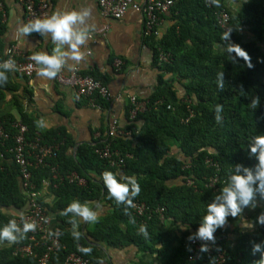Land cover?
<instances>
[{"label":"trees","instance_id":"1","mask_svg":"<svg viewBox=\"0 0 264 264\" xmlns=\"http://www.w3.org/2000/svg\"><path fill=\"white\" fill-rule=\"evenodd\" d=\"M223 1L173 0L169 9L173 24L159 39L146 37L154 52L159 44L171 56L169 62L158 63L155 53L158 84L144 100L146 108L130 118L129 101L124 128L129 134L78 145L75 153L71 150L74 141L64 131L38 129L24 109L20 94L15 93L18 88L12 82V72H17L6 73L8 79L0 86V99L11 93L19 119L28 128L25 137L33 139L38 133L44 142H60L56 157L31 168L32 181L41 195L46 180L56 196L52 204L42 197L39 200L49 216L54 214L52 228L59 230L60 247L51 254L48 264H64L66 255L72 251L87 257L88 264H102L98 247L85 236L113 248L136 246L138 251L155 255L161 264H217L216 251L200 252L197 259L188 260L190 246L186 238L196 231L205 206L225 186L233 165L252 167L256 163L247 146L253 137L264 135V0H245L239 10H232ZM221 11L229 15L227 27L231 31L227 41H223L224 31L219 25ZM2 12L0 9V34L4 30ZM229 43L243 49L249 61L238 47L226 45ZM229 47L233 51L230 56ZM7 48L3 50L0 39V60ZM220 72L224 79L222 89L217 87ZM90 75L105 83L97 73ZM253 98L258 100L255 108L250 107ZM101 103L106 105L103 100ZM216 105L221 106L219 121L215 119ZM0 119L7 131L15 133L10 126L16 120L12 112H1ZM13 145L12 138L0 142V227L26 213L30 206L12 159ZM104 145L117 150L123 163L112 165L94 152ZM105 170L116 173L118 179L122 175L134 176L140 193L133 200L144 201L152 208L163 206L165 219H160L156 212L139 218L131 207L109 198L101 179ZM72 172L83 177L85 183L69 181L67 175ZM210 176L217 177L215 188L205 185L206 177ZM73 200L81 203L99 200L103 208V215L92 227L86 226L84 232L82 224L77 223L76 230L81 233L78 240L72 236L73 217L61 214ZM252 209L251 229L234 225L233 236L226 227L214 232L225 248L224 264H264L260 253L251 251L253 243L264 240V225L254 223L256 216L264 212V198L257 195L256 207ZM232 220L228 217L227 223ZM184 225L188 226L186 230ZM140 226L146 228L147 236L139 232ZM22 242L26 240L0 241V264H38L36 256L16 253Z\"/></svg>","mask_w":264,"mask_h":264},{"label":"crops","instance_id":"2","mask_svg":"<svg viewBox=\"0 0 264 264\" xmlns=\"http://www.w3.org/2000/svg\"><path fill=\"white\" fill-rule=\"evenodd\" d=\"M243 1L245 0L223 2L232 10H239ZM84 4L92 7L91 19L95 23V29L92 38L83 46L86 49L85 57L79 62L78 68L81 73H97L105 80L104 84L110 93L108 100L103 99L106 105L101 104L102 106L98 108L91 106L84 99L76 101L74 87L61 84L55 78L48 80L37 74L27 78L12 72V82L18 88L15 93L20 94L24 109L35 120L38 129L64 131L74 141V147L71 149L73 153L78 145L94 144L108 137L107 130L114 121L118 130H124L128 122L127 108L130 96L135 95L140 100L147 99L154 92L159 75L155 52L142 34L144 20L141 13L129 9L120 18L114 19L100 14L96 0H48L45 14L55 9H71ZM0 9L3 11L4 24V30L0 34L3 50L10 45H16L24 52L44 51L49 54L52 52L54 44L47 33L41 37L34 32L23 39L18 34V26L26 22V11L21 0H3ZM173 22L169 11L161 16L158 29L162 36ZM117 59L121 61L119 67L114 64ZM69 63L74 62L69 61ZM70 70L64 69V72L68 73ZM7 111L12 112L15 118L19 119L17 110L12 104L11 93H6L4 99H0V114ZM118 134L115 133L114 136ZM173 150H176L175 147ZM49 186L50 184L44 186L41 197L52 204L56 196ZM87 204L97 212V218L103 215L99 200ZM250 213L244 216L242 214L245 220L253 221ZM50 217L51 222L54 223V214L51 213ZM80 223L81 232H84L86 226L93 225V223ZM234 225H239L240 229H243L239 217L233 218L231 223H226L223 227L230 229L232 233ZM97 244L93 245L98 247L103 257L102 264H130L135 261L161 264L155 255L138 251L133 245L113 248L100 242Z\"/></svg>","mask_w":264,"mask_h":264},{"label":"built area","instance_id":"3","mask_svg":"<svg viewBox=\"0 0 264 264\" xmlns=\"http://www.w3.org/2000/svg\"><path fill=\"white\" fill-rule=\"evenodd\" d=\"M100 14L103 17L120 18L127 10L131 9L141 13L143 16V29L142 34L144 37H153L155 39L161 38L160 31L158 29L159 21L164 13H167L173 4V0H96ZM210 2V0H207ZM26 9V22L30 19L38 16H43L48 7V0H21ZM228 13L221 11L218 13L219 25L224 32L228 29ZM35 52H24L16 45H10L4 54V57L0 60L2 62L5 59L11 57L15 60V70L17 73L24 77H31L38 72V66L30 59L31 54ZM156 55L158 57V63L169 62L171 59L170 53L165 51L159 44L156 46ZM115 66L121 65L120 60H115ZM56 81L61 84L73 86L75 89V99L79 101L84 99L89 102L91 106L100 108L103 99L108 100L110 93L105 84L100 80L94 78L90 74L81 73L79 68L71 69L68 73L62 69L56 77ZM130 118H135L137 113L143 111L146 108V102L138 99L135 95L130 96ZM192 115V113H190ZM116 121H114L109 130H107L108 137L114 138L115 133L121 135L129 134L126 130L117 129ZM15 133H10L6 130L3 122L0 119V142L12 138L14 145L11 148L13 153V161L17 165L20 175L21 187L24 190L25 195L28 197L30 206L28 211L21 216H15L13 220L18 225H22L24 222H34L35 229L30 230L24 234L26 242L20 243L15 249L16 253L20 256L33 255L37 257L38 264H48L49 258L52 253L58 250L60 247L59 230L57 228H50L51 217L49 216L46 208H44L39 200L41 193L37 190L35 183L32 181V166L37 167L45 163L49 158H54L57 155V151L60 146V142L47 143L39 137L37 133L33 139H27L25 137L27 133V126L20 119H16L10 123ZM94 152L102 158H107L112 165H120L123 163V158L117 150H112L109 145L102 147H96ZM129 156V154H127ZM212 166L216 164L212 163ZM69 181L76 182L78 185H83L85 180L79 176L76 172H72L67 175ZM216 176L206 177V186L215 188ZM190 184L191 181L188 180ZM43 186L48 185L49 182L43 180ZM44 188V187H43ZM132 212L139 218L150 217L152 213H158L160 219L164 220V207L156 206L154 208L148 206L144 201L133 200L131 207ZM215 240L199 241L196 239L188 240L187 244L190 246L189 253L187 255L188 260L197 259L200 255V245H207L208 250L206 253H215V262L217 264H224L225 262V248H223L219 241L220 237L213 233ZM38 248L40 251H38ZM36 250L39 254H37ZM89 259L84 257L79 251H72L66 255L64 264H88Z\"/></svg>","mask_w":264,"mask_h":264},{"label":"clouds","instance_id":"4","mask_svg":"<svg viewBox=\"0 0 264 264\" xmlns=\"http://www.w3.org/2000/svg\"><path fill=\"white\" fill-rule=\"evenodd\" d=\"M92 7L89 4L73 7L71 9L59 8L21 23L17 32L21 39L32 33H37L41 37L47 33L51 42L54 44L52 52L44 51L33 52L30 59L38 66L37 75L48 80L53 79L62 69H77L79 62L84 60L86 49L84 45L92 38L95 29V23L91 19ZM230 30L222 34L223 41L229 39ZM235 45L247 57V53L236 44ZM228 55L233 53L231 47L227 49ZM244 59L243 56H239ZM72 61L74 63H69ZM248 63V67H251ZM15 70V60L9 57L0 62V86L6 83L8 76L6 73ZM217 87H224L223 72L217 75ZM258 103L257 98L250 101V107L255 108ZM217 115L215 119L220 120L219 113L221 106H215ZM248 152L255 157L256 163L252 167L244 166L240 163L233 165L232 171L228 176L227 182L222 189L213 196L211 201L205 206V214L194 233L188 236V240L210 241L214 242L213 233L222 228L227 223V218H240V226L243 229H251L253 221L245 220L242 212L245 208L256 207V197L264 198V135L253 137L252 142L248 144ZM104 187L107 189L109 198L114 199L118 204H124L132 207L133 198L139 195L140 185L134 176H120L116 173L105 170L101 174ZM127 209H125L126 211ZM62 215L73 217L72 236L79 239L81 233L76 230L78 222L94 223L97 220V212L87 203H81L73 200L63 210ZM255 224L264 225V212H260L255 218ZM34 222H24L18 225L15 220L10 219L6 224L0 227V241L16 242L23 239L24 234L35 229ZM187 229V225L183 226ZM139 232L144 236L148 232L144 226H140ZM87 252L88 249H82ZM207 245L201 244L200 251L206 252ZM253 253H260L264 258V240L251 245Z\"/></svg>","mask_w":264,"mask_h":264},{"label":"rangeland","instance_id":"5","mask_svg":"<svg viewBox=\"0 0 264 264\" xmlns=\"http://www.w3.org/2000/svg\"><path fill=\"white\" fill-rule=\"evenodd\" d=\"M252 211V208H247L245 211L242 212L243 216L244 215H248L250 212ZM245 218H248V217H245ZM250 219V218H249ZM252 219V218H251ZM252 221V220H251ZM228 224V223H227ZM232 235V233H231Z\"/></svg>","mask_w":264,"mask_h":264},{"label":"water","instance_id":"6","mask_svg":"<svg viewBox=\"0 0 264 264\" xmlns=\"http://www.w3.org/2000/svg\"><path fill=\"white\" fill-rule=\"evenodd\" d=\"M85 238H86V240L89 242V243H92V244H97V242H95V241H93V240H90V239H88L86 236H85ZM98 245V244H97Z\"/></svg>","mask_w":264,"mask_h":264}]
</instances>
